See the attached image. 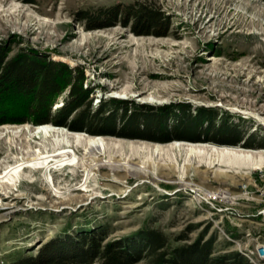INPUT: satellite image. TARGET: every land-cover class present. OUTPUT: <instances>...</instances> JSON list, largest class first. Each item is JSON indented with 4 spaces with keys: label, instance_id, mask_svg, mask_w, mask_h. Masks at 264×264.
<instances>
[{
    "label": "rangeland",
    "instance_id": "1",
    "mask_svg": "<svg viewBox=\"0 0 264 264\" xmlns=\"http://www.w3.org/2000/svg\"><path fill=\"white\" fill-rule=\"evenodd\" d=\"M131 1L0 0V40L9 55L29 49L80 69L90 111L101 109L107 118L85 121L100 134L45 123L59 132L48 142L66 140L76 163L51 172L21 168L15 183L0 184V260L7 264L72 232L101 228L106 242L138 239L142 230L157 228L170 246L213 234L212 255L229 254V263L239 264L237 252L242 264H264L255 253L264 243V0H148L168 15L160 36L136 35L118 24L88 30L74 17L82 8ZM67 97L65 89L52 110ZM200 109H210L216 127L237 130L240 143L216 142L226 137L210 120L192 125L189 116ZM134 110L140 123L154 124L117 133ZM37 126L0 124V173L39 147L42 137L28 138ZM175 128L183 138H174ZM95 135L103 139L102 160L145 165L140 169L151 177L112 181L103 176L108 168L87 171L84 140ZM248 139L251 146H244ZM243 186L251 198L242 195ZM203 189H224L232 197L209 204ZM258 232L263 237L257 240ZM150 257L142 252L133 264H151Z\"/></svg>",
    "mask_w": 264,
    "mask_h": 264
},
{
    "label": "trees",
    "instance_id": "2",
    "mask_svg": "<svg viewBox=\"0 0 264 264\" xmlns=\"http://www.w3.org/2000/svg\"><path fill=\"white\" fill-rule=\"evenodd\" d=\"M74 17L88 30L118 24L128 27L136 35L160 36L166 32L169 24L164 10L148 0L82 8L75 12ZM8 52L0 40V124L51 123L73 130H87L92 134L103 133L102 129L90 130L85 125V121L91 117H99L101 122L107 118L101 109L90 111V89L84 87V76L80 69L70 68L61 61L51 60L29 49H21L10 55ZM65 89L68 97L59 108L52 110L57 96ZM120 102L117 104L122 105ZM138 112L134 110L132 114L124 115L121 128L125 131L117 133L123 135L137 129L140 124L146 128L154 124L140 123ZM213 117L210 109H200L189 116L192 119L189 122L200 126L202 122L210 120L212 128L216 127ZM189 122H182V125ZM215 131L226 137L216 142L240 143L239 133L228 125L217 126ZM173 132L176 134L174 138H183L179 129L175 128ZM242 144L251 146L249 139ZM102 230L97 228L53 237L41 243L34 253H17L7 264H133L141 258L142 252L151 256V264H230L229 254L212 255L216 240L213 234L207 239L200 235L192 242L170 246L166 235L157 228L142 230L138 239L106 242H103ZM233 254L238 258L236 261L242 264L238 253Z\"/></svg>",
    "mask_w": 264,
    "mask_h": 264
},
{
    "label": "bare ground",
    "instance_id": "3",
    "mask_svg": "<svg viewBox=\"0 0 264 264\" xmlns=\"http://www.w3.org/2000/svg\"><path fill=\"white\" fill-rule=\"evenodd\" d=\"M55 129H56V126L51 125V124H45V123L40 124V125L38 124L34 132L28 135V138L31 140L38 136L42 137L43 140L40 143L39 147L35 151L30 152V154L22 162L14 166H11L9 169H5L3 173H0V184L2 183L4 185H8V184L15 183L18 177V172L21 168L22 170L24 168H30V169H36V170H46V171L48 170L51 172V170H54V171L60 170L63 167L75 165L76 163L75 153L72 149L67 148L68 142L66 140L61 141L57 139L56 141H53L52 143L48 142V136L52 135L54 132L59 133L58 131H55ZM179 144L180 143H177L176 145H179ZM51 145L53 146V149H50ZM84 150H85L86 160H87V163H85L87 171H91V170L97 171L101 168H108L110 173L108 172L107 174H103V176L109 177V175H111L112 178L110 179L112 181H117L114 178L121 177V176H129V175H138V176L146 175L147 177H151L150 175L151 171L150 173H147L146 169L145 170L140 169V167L144 168L145 165H138V168L133 167L132 165H127V166L123 165V167H121L120 162H117V161L105 162L104 160H102L98 156V154H101L103 152L100 150H104L105 152V147L103 146V139L100 136L95 135L94 137H90L84 140ZM246 150L250 151L248 149ZM153 153L154 154L160 153L159 145L155 146ZM192 154L193 152L190 153V155ZM235 154L237 153L235 152ZM244 155L247 159L253 160L252 153H246ZM119 171H122V174H119ZM88 173L86 174L88 175ZM86 181H87V176L84 182L82 183L85 186L84 189L87 186ZM184 184L187 186L189 184L191 185V183L187 181L184 182ZM207 190L208 189L200 190V194L206 195ZM221 193H222L221 194L222 198L225 200H230L232 197L227 190L222 189ZM242 195H245V194L242 193Z\"/></svg>",
    "mask_w": 264,
    "mask_h": 264
},
{
    "label": "built area",
    "instance_id": "4",
    "mask_svg": "<svg viewBox=\"0 0 264 264\" xmlns=\"http://www.w3.org/2000/svg\"><path fill=\"white\" fill-rule=\"evenodd\" d=\"M261 175V174H260ZM221 190L222 189H216V190H207L206 195L200 194L203 200H205L207 203L212 204L217 201H223L225 199L221 196ZM243 193L245 194V197H250L248 194H250V191L247 190L246 186H243ZM261 248V249H260ZM255 253L259 255V257H264V243H257L255 247ZM0 264H5L2 260H0Z\"/></svg>",
    "mask_w": 264,
    "mask_h": 264
},
{
    "label": "crops",
    "instance_id": "5",
    "mask_svg": "<svg viewBox=\"0 0 264 264\" xmlns=\"http://www.w3.org/2000/svg\"><path fill=\"white\" fill-rule=\"evenodd\" d=\"M247 234H250L248 231L246 232ZM263 234L262 232H258L257 235L255 236V238L258 240L259 238H262ZM264 242V241H263Z\"/></svg>",
    "mask_w": 264,
    "mask_h": 264
},
{
    "label": "water",
    "instance_id": "6",
    "mask_svg": "<svg viewBox=\"0 0 264 264\" xmlns=\"http://www.w3.org/2000/svg\"><path fill=\"white\" fill-rule=\"evenodd\" d=\"M261 249V248H260Z\"/></svg>",
    "mask_w": 264,
    "mask_h": 264
}]
</instances>
